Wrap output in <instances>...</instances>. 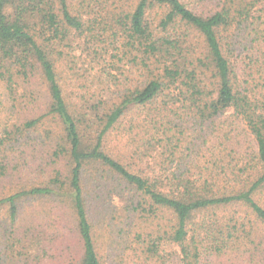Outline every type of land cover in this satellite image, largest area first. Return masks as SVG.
I'll use <instances>...</instances> for the list:
<instances>
[{"label":"trees","instance_id":"obj_1","mask_svg":"<svg viewBox=\"0 0 264 264\" xmlns=\"http://www.w3.org/2000/svg\"><path fill=\"white\" fill-rule=\"evenodd\" d=\"M0 79V264H264V0H0Z\"/></svg>","mask_w":264,"mask_h":264},{"label":"rangeland","instance_id":"obj_2","mask_svg":"<svg viewBox=\"0 0 264 264\" xmlns=\"http://www.w3.org/2000/svg\"><path fill=\"white\" fill-rule=\"evenodd\" d=\"M82 48L83 41L81 42V46L77 44V47H75L74 53L70 56L72 60H74V57L77 56V62H80V55H82ZM17 92H21V87L17 86ZM44 88V87H43ZM9 89L6 87L3 81L0 79V139L3 136V127L7 124L10 125L13 122H10L9 118L14 116L15 112H17V115L25 114V115H38L40 113V110L44 107L45 102V96H41L38 98L36 96L34 99L28 98V99H17L16 101H12L9 96ZM16 90V88L14 89ZM13 90V92H14ZM42 91L40 87L37 86L36 91L38 92ZM18 93H16V97L18 98ZM16 115V116H17ZM47 123H40L34 131L27 132L28 137H36L42 133H44V127L47 126ZM6 154H8V150L5 151ZM33 154V153H32ZM34 155V154H33ZM29 159L31 160L32 155H28ZM33 161H37L36 158H34ZM1 162H4L1 159ZM24 162V156L21 157V164L16 167L10 163L8 166L7 172L5 175H1L0 177V193L1 196L5 194L12 193L14 189L21 187L22 185H31L36 184L40 181L38 176L32 175L33 172L31 171V168L27 164H23ZM35 165V163H33ZM32 165V166H33Z\"/></svg>","mask_w":264,"mask_h":264}]
</instances>
